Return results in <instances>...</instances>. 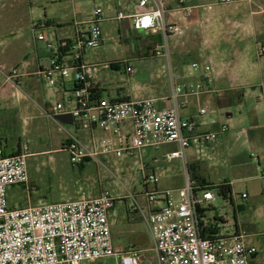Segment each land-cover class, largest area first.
Returning <instances> with one entry per match:
<instances>
[{"label": "built area", "instance_id": "obj_1", "mask_svg": "<svg viewBox=\"0 0 264 264\" xmlns=\"http://www.w3.org/2000/svg\"><path fill=\"white\" fill-rule=\"evenodd\" d=\"M123 1L118 0L121 4ZM133 1L132 13L118 10L114 18L132 19L135 31L159 35L165 46L162 42L157 44L153 54L170 59L168 38L184 32L182 25L171 17L180 15L188 18L196 6L189 4L188 0ZM233 1L218 0V3ZM104 20L103 9L95 7L88 18L73 22L74 33L70 37L55 42L48 40L43 33L37 35V40L44 41L51 51L49 65L42 67L38 75L43 76L49 85L56 83V75L72 83L71 89L65 93L73 107L67 110L63 102H58L54 109L69 112L78 129L92 133L90 145L69 134L63 149L69 152L72 164L81 165L87 159L100 164L101 155H131L147 147L176 143L177 149L165 157L181 160L184 185L176 190H158L152 186L157 182L156 176L145 172L143 194L148 211L140 205L133 207L149 230L158 264H249L250 258L257 253L256 247L246 243L245 232L231 235L215 233L214 219L207 218L206 210L212 206L216 196L209 186H198L189 170L188 148L194 141L213 140L215 134L197 133L196 120L182 115L185 98L205 92L217 93L218 90L200 82H177L170 65V94L165 98L170 107H160L154 98L104 97L96 91L99 87L93 81L100 64L85 61L89 48L100 47L104 43L101 26ZM40 25L46 26L44 23ZM126 70L133 72L130 66ZM211 72L210 64L196 61L192 63L188 76L201 75L210 82ZM19 76L17 68L5 75L8 81ZM207 112L206 107L199 109L200 115ZM127 122L131 125L129 131L124 130ZM96 129L108 135L98 140L93 133ZM227 130V126H222V132ZM29 155L26 145L13 154H7L0 148V264H83L109 257H115L116 264L143 263L142 250L115 248L109 212L116 200L105 193L97 197L82 196L11 208L8 189L14 184H28ZM144 169L146 167L142 166ZM242 196L245 198L247 195ZM132 197L136 199L134 195ZM220 219L228 224L227 219Z\"/></svg>", "mask_w": 264, "mask_h": 264}, {"label": "rangeland", "instance_id": "obj_2", "mask_svg": "<svg viewBox=\"0 0 264 264\" xmlns=\"http://www.w3.org/2000/svg\"><path fill=\"white\" fill-rule=\"evenodd\" d=\"M199 3L205 4L195 10L198 22L196 20L194 27L181 36L168 38L170 59L153 54L157 44L162 42L165 46V41L159 35L135 31L132 19L105 18L101 25L104 43L100 47L89 48L85 53L87 63L100 64L96 76L102 86L103 96L112 98L130 95L134 99L168 97L171 87L170 65L176 81L183 83L182 77L190 78L188 71L193 62L206 63L205 58H196L193 49L207 52L210 48L219 57L233 62V50L235 46H241L249 58L247 61L257 66L256 53L260 52L262 55L264 52V19L256 20L255 27L249 26V2L235 0L231 3H218V0H201ZM127 4V0L122 4L118 0H0V85L4 78L3 73H10L14 68L21 70L22 62L26 59L25 51L31 52V55L37 46L43 50V41L37 40L39 33L56 42L57 39L72 36L73 22L88 18L95 7L103 9L104 17H114L118 10L130 14L133 10L127 9ZM108 5L111 7L107 10ZM217 21L222 22V27L215 26ZM46 22L48 27L33 29V24ZM235 22L242 24L236 26ZM189 33L190 41L187 39ZM209 39L214 44L209 46L206 43ZM175 44L179 45L176 50L173 49ZM260 61L259 64L264 69V58ZM127 66L133 69L132 73L127 72ZM30 69H34V65ZM26 80L32 82V87L23 82L19 94H9L6 99H2L0 95V148L12 151L17 150L20 145H26L30 153L27 157L29 182L9 187L10 207L37 206L62 199L95 197L105 193L116 200L111 213L115 248L140 249L144 254L142 264H158L153 240L145 222L140 214L127 211L135 205L148 211L143 194L144 173L150 172V167L154 166L157 175L162 178L160 175L166 164L163 153L171 151L172 147H147L131 155H101L100 164L93 159L82 165L72 164L69 152L62 149V141L69 134L60 130L57 122L40 109L39 104L44 105L42 91L47 88L44 81H38L36 76ZM67 87L70 88L71 84L67 83ZM47 101L56 104L57 97H47ZM70 129V134L81 135V131L75 127ZM96 136L100 138L101 132H97ZM200 153H197L202 159L198 174L207 179L210 177L213 183L223 182L224 177L234 179L236 172H239V168L236 169L232 163L227 162L228 158L212 156L205 143ZM155 157L159 159L158 162L154 161ZM142 166L146 169L142 170ZM170 173L175 172L168 174ZM176 174L179 173L176 171ZM180 174L184 175L183 166ZM163 178L164 184L172 181V177ZM244 187L239 184L234 194L237 205L243 204V207L237 209V215L243 230L250 235L248 239L257 249V260L264 264V198L256 196L254 201L257 200V206L248 207L241 198ZM251 187L254 193L261 191L259 183ZM212 191L216 200L214 207L207 210L208 215L214 217L219 214L233 222L236 206L234 207L230 199L221 196L218 190ZM225 228L229 232L232 230L229 226ZM226 229L223 230L224 233H227ZM83 264H116V259L109 257L89 260Z\"/></svg>", "mask_w": 264, "mask_h": 264}, {"label": "crops", "instance_id": "obj_3", "mask_svg": "<svg viewBox=\"0 0 264 264\" xmlns=\"http://www.w3.org/2000/svg\"><path fill=\"white\" fill-rule=\"evenodd\" d=\"M191 2V5L196 6L192 16L188 18H183L180 15L172 16L171 18L175 21L181 22L182 27L184 28L183 34L194 27V24L197 20V14L195 10L200 7H203L205 3H199L201 0H188ZM249 2V15H250V25L251 28L255 27L256 20L264 19V0H241ZM127 4V9H132L134 11V1L129 0ZM174 6V5H172ZM111 6L108 5L107 10ZM131 11V13L133 12ZM196 14V15H195ZM115 17V16H114ZM114 17H105V18H114ZM261 17V18H260ZM236 21V20H235ZM198 22V20H197ZM221 21H217L216 27L221 25ZM228 23V21L226 22ZM43 24V23H41ZM48 27V22L44 23ZM234 24V22H233ZM236 26L242 24V22H235ZM33 24V29H35ZM41 25H39L40 27ZM73 26V25H72ZM264 26V24H263ZM42 27V26H41ZM74 33V27H73ZM72 33V35H73ZM146 33V32H145ZM182 34V35H183ZM71 36V35H70ZM68 36V37H70ZM181 36V35H179ZM175 37V36H170ZM67 38V37H64ZM191 34L187 35V39L190 41ZM178 39V38H177ZM43 50L37 46L35 47V52L30 55L31 52L25 51L24 57L26 58L22 62V68L20 71V76L13 78L12 81L6 80L3 73V81L0 85V95L2 99H6L9 94L13 95L15 93H20V88L23 82L32 87V82L26 80L28 77L36 76L38 81H44L45 86L47 87L43 93L44 105L39 104L40 109L50 118L54 119L59 125L60 130L64 131L67 134H70V127H75L78 131H81V135H76L81 138L86 144L90 145L92 133L87 130L78 129L75 124L73 117L71 119V114L69 112H61L54 109L56 104H51L47 101V97H57V102H63L67 110H70L73 107V103L68 102L67 95L65 90H70L72 83L70 80H63L60 76L56 75L57 81L54 85H49L47 80L38 75V72L42 67H46L50 63L51 52L47 50L46 44L43 41ZM176 43V41H175ZM208 45L214 44L211 39L206 41ZM179 45H174V50L178 49ZM214 49V47H213ZM47 51V52H46ZM194 55L197 59L205 58V62L212 65L211 81L208 82L201 75L195 77H190L188 79L183 78V83L189 82H200L203 85H208L210 87L218 90L217 93L205 92L200 95H192L185 98V106L182 109V115L184 117L194 118L198 124L197 133H207L211 132L215 134V138L211 141H194L191 146L188 148V164L190 174L193 180L198 186H217L221 184H227L232 190V202L235 208V220L231 222L227 217H223L219 214L217 216L211 217L208 215L206 210V216L209 219H214L212 225L215 229V233L231 235L236 232H245L242 227V223L237 215V211L243 204H238L235 198L236 188L239 184L244 185L245 189L241 193V198L246 201L248 207L257 206L254 198L262 197L264 198V69L260 60L264 57V52L260 55V52H257L256 59L258 60L257 66L255 63H249V59L244 51L240 47L235 46L233 53L231 55V60L233 62H228L224 58L219 57V54L213 52L210 48L207 49V52H200V50L193 49ZM189 53V51H188ZM229 60V59H228ZM237 60V61H235ZM49 61V62H48ZM48 62V63H47ZM34 65V69H30ZM182 76V75H181ZM180 76V77H181ZM96 78V79H95ZM94 83L102 90V86L97 76L93 79ZM67 83L71 84V87H67ZM182 83V82H181ZM35 92V90L33 91ZM101 95L103 92L101 91ZM113 99H134L130 95H124L119 97H112ZM167 96L155 97L157 104L160 107H170V102L165 100ZM140 99V98H137ZM206 107L208 112L205 115L199 114V109ZM57 115H64L66 117V122H59L55 119ZM208 116V118H206ZM227 126L228 130L225 132L221 131L222 126ZM131 129L130 123H126L124 130L129 131ZM101 132V137L96 136L97 132ZM95 137L100 140L101 138L108 135V133L103 132L100 129L94 130ZM68 137H65L62 141L63 144L66 142ZM206 144L209 148L211 155H218L220 159L225 157L227 162L232 163L234 167L239 168V172H236L237 175L234 179H228L224 177V181L221 183H213L210 180V177L205 178L201 177L198 172L201 169V147L203 144ZM163 145H170L172 147L171 151L177 149L176 143H167ZM24 145H20L17 150L7 151L3 149L7 154L18 153L20 148ZM198 147L197 149H195ZM64 150V149H63ZM171 151H166L163 153V159L165 160V167L162 169V178L157 175V170L154 166L150 167V172H147V175L156 176L157 182L152 184L158 190H176L184 185L185 175L180 174L182 162L180 159L168 160L165 158L166 154ZM223 156V157H222ZM225 159V160H226ZM90 160V159H87ZM85 160V161H87ZM84 161V162H85ZM155 162H158L159 159L155 157ZM256 163H254V162ZM83 162V163H84ZM203 162V161H202ZM82 163V164H83ZM81 164V165H82ZM176 171L179 174H176ZM169 172H175L170 173ZM163 177H172L171 183H163ZM255 183L261 185V191L254 193L253 188L251 187ZM144 185V178H143ZM242 194L247 196L243 198ZM99 196V195H98ZM82 197V196H81ZM97 197V196H95ZM62 199L60 201H64ZM56 201V202H60ZM55 203V202H51ZM115 206V205H114ZM214 207V203L212 206ZM243 207V206H242ZM19 208V207H18ZM238 209V210H237ZM113 208L109 212V220L111 223V228L114 226L113 221L111 220V213ZM128 212H139L135 211L133 208L129 209ZM141 216V215H140ZM129 217V216H128ZM142 217V216H141ZM220 218L227 219L228 224L221 222ZM234 225V227H233ZM228 226L232 229L229 232ZM223 228V229H222ZM226 229L227 233H224L223 230ZM113 232V230H112ZM249 234L245 238V241L248 245L255 246L251 240H249ZM258 253L252 256L249 260V264H263L262 261L257 260Z\"/></svg>", "mask_w": 264, "mask_h": 264}, {"label": "trees", "instance_id": "obj_4", "mask_svg": "<svg viewBox=\"0 0 264 264\" xmlns=\"http://www.w3.org/2000/svg\"><path fill=\"white\" fill-rule=\"evenodd\" d=\"M96 91L101 92L100 88H96ZM211 189L218 190V193L223 196L225 199H230L232 201V190L229 185L221 184L217 186H209ZM130 213V212H129ZM238 233V232H236Z\"/></svg>", "mask_w": 264, "mask_h": 264}, {"label": "water", "instance_id": "obj_5", "mask_svg": "<svg viewBox=\"0 0 264 264\" xmlns=\"http://www.w3.org/2000/svg\"><path fill=\"white\" fill-rule=\"evenodd\" d=\"M66 117H67V116H64V115H57V116L55 117V119H56L57 121H59V122H66ZM71 119H72V116H71Z\"/></svg>", "mask_w": 264, "mask_h": 264}]
</instances>
